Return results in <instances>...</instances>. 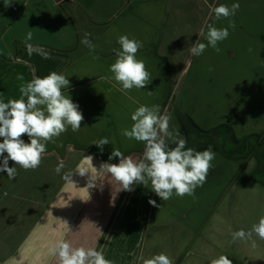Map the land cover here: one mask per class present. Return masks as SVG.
Segmentation results:
<instances>
[{"label":"crops","instance_id":"1","mask_svg":"<svg viewBox=\"0 0 264 264\" xmlns=\"http://www.w3.org/2000/svg\"><path fill=\"white\" fill-rule=\"evenodd\" d=\"M168 19L165 0H11L7 7L0 0V99H20L21 84L56 71L69 79L63 91L84 117L79 131L69 127L46 145L35 170L17 166L14 179L0 172V264H56L51 249L62 239L103 248L113 264H138L135 253L145 237L149 248L151 184H133V191L114 197L117 185L104 174H98L97 187L88 189L87 175L75 172L81 166L91 172L92 164L99 169L102 162L118 163V157L108 160L114 147L125 156L142 157L144 143L126 139L121 129H131V114L140 105H158L164 114L169 87L153 47ZM28 32L33 34L28 43L43 48L47 59L28 54L23 42ZM86 32L94 53L81 43ZM124 34L143 42L136 57L153 77L144 89L127 94L105 79L112 75L113 49L120 47L116 38ZM103 138L110 142L101 151L93 143ZM22 139L29 142L26 134ZM61 161L64 168L57 174ZM68 172H74L73 183L62 178Z\"/></svg>","mask_w":264,"mask_h":264},{"label":"rangeland","instance_id":"2","mask_svg":"<svg viewBox=\"0 0 264 264\" xmlns=\"http://www.w3.org/2000/svg\"><path fill=\"white\" fill-rule=\"evenodd\" d=\"M165 2L169 19L153 47L169 87L163 115L186 148L211 145L216 155L194 196L174 193L163 201L155 194L158 207L146 231L151 241L149 248L146 237L139 245L138 264L141 256L161 252L173 264H210L221 255L232 264H264V240L254 235L252 248L250 241L234 243L231 236L264 216V0ZM233 3L240 7L229 18L216 20L210 11ZM208 24L228 28L229 36L218 43L219 51L209 46L191 56L188 48L198 39L207 43L198 33Z\"/></svg>","mask_w":264,"mask_h":264},{"label":"clouds","instance_id":"3","mask_svg":"<svg viewBox=\"0 0 264 264\" xmlns=\"http://www.w3.org/2000/svg\"><path fill=\"white\" fill-rule=\"evenodd\" d=\"M4 3L7 7L11 0H4ZM239 7V3H233L230 7L220 4L210 7V11L214 13L215 19L219 20L234 16ZM229 27L235 28V24L229 21ZM89 36L90 33H84L81 43L90 53H94L96 46ZM198 36L205 37L207 43H202L198 39L188 48L191 56L202 55L209 46L219 51L218 43L227 39L229 31L228 28H217L208 24L207 31L205 32V28L202 27ZM32 38V32H28L23 41L28 54L32 55L35 52L47 59L48 55L43 48L28 43ZM116 43L120 47L113 49L116 59L109 66L112 75L105 79L110 82L114 80L113 86L120 85L119 90L125 94L133 88L144 89L151 83L153 77L147 70L144 60L136 57L138 50L143 47V42L135 38L130 39L124 34L116 38ZM69 86L70 81L66 75L52 71L44 77L33 75L31 81L21 84L20 99H9L7 102L0 99V138H2L0 172L6 173L9 179L15 178L17 166L24 170L38 168L49 142L54 143L55 138L66 132L69 127L73 132L81 128L84 117L79 105L63 91ZM131 120L133 121L131 129H121V134L126 139L144 143L142 157L134 159L132 156H125L114 147L108 160L118 157V163L102 162L99 169L92 164L91 172L81 166L75 172L81 177L87 175L86 187L88 189L97 187L98 174H104L117 185L113 190L114 197L115 193L120 191H133V184L147 188L149 183L151 190L163 201L169 200L174 193L179 197L194 196L196 188L206 182L207 174L213 167L212 161L216 155L213 147L209 145L203 151L186 148V140L177 139L169 130L170 117L162 115L158 105H140L132 112ZM25 134L29 140L27 143L22 139ZM167 140H172L175 146H170ZM109 142L108 139L103 138L93 144L102 151L103 146ZM87 158L92 161L91 156ZM9 161L13 162V166H9ZM63 168L64 163L61 161L55 172L60 174ZM73 173H65L62 178L66 182L73 183ZM99 186L102 187V184ZM149 204L158 207L155 200L150 199ZM254 235L264 240V216L260 217L259 222L253 224L250 230L240 229L231 233L234 243L238 240L250 241L252 248L256 247ZM51 253L56 258V264H113L111 260L105 258L103 248L97 250L94 246H75L70 240L58 241L51 249ZM139 260L141 264H173L170 257L163 252L150 258L141 256ZM210 264H232V262L221 255L212 259Z\"/></svg>","mask_w":264,"mask_h":264},{"label":"water","instance_id":"4","mask_svg":"<svg viewBox=\"0 0 264 264\" xmlns=\"http://www.w3.org/2000/svg\"><path fill=\"white\" fill-rule=\"evenodd\" d=\"M64 0H53L54 3L59 4L62 3Z\"/></svg>","mask_w":264,"mask_h":264},{"label":"flooded vegetation","instance_id":"5","mask_svg":"<svg viewBox=\"0 0 264 264\" xmlns=\"http://www.w3.org/2000/svg\"><path fill=\"white\" fill-rule=\"evenodd\" d=\"M240 146H241V145H239V148L236 149V152H238V151L241 149ZM224 154H225V153H224ZM225 155H227V156H233V155H231V154H225Z\"/></svg>","mask_w":264,"mask_h":264},{"label":"trees","instance_id":"6","mask_svg":"<svg viewBox=\"0 0 264 264\" xmlns=\"http://www.w3.org/2000/svg\"><path fill=\"white\" fill-rule=\"evenodd\" d=\"M222 150V153H225V154H231L232 152H229V151H225V150H223V149H221Z\"/></svg>","mask_w":264,"mask_h":264}]
</instances>
